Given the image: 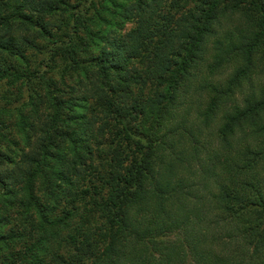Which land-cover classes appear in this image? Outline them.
Masks as SVG:
<instances>
[{
	"label": "trees",
	"instance_id": "obj_1",
	"mask_svg": "<svg viewBox=\"0 0 264 264\" xmlns=\"http://www.w3.org/2000/svg\"><path fill=\"white\" fill-rule=\"evenodd\" d=\"M89 1L0 0V116L31 108L22 127L36 136L22 169L0 148V188L24 172L29 190L51 148L75 158L73 208L50 222L33 197L44 221L28 219L24 237L66 230L54 264H264V0L177 18L164 0L139 2L123 36L89 29L102 10L84 12ZM81 103L85 144L69 128ZM84 188L100 214L76 223Z\"/></svg>",
	"mask_w": 264,
	"mask_h": 264
},
{
	"label": "rangeland",
	"instance_id": "obj_2",
	"mask_svg": "<svg viewBox=\"0 0 264 264\" xmlns=\"http://www.w3.org/2000/svg\"><path fill=\"white\" fill-rule=\"evenodd\" d=\"M101 1L102 10H100V19L96 23L88 24L89 29L93 31H101L103 35H117L123 36L124 33H128L135 26V14L126 13L133 5L137 3L142 4V9L147 10L149 2L151 0H90L87 4V10L84 12L91 14L94 11L92 3ZM214 0H164V14L169 16L170 14L176 13L175 18L180 16L182 13L195 12L199 14L202 11L209 9L211 3ZM222 5L225 3L230 4L229 1L216 0ZM240 2L239 0H234ZM244 0L240 2L245 6ZM202 8H205L202 9ZM134 14V15H132ZM102 43H100L96 50H99ZM39 57L33 55L29 56V61L32 64V68L35 70L38 65ZM21 63V62H20ZM25 66L24 63H21ZM226 73H224L225 75ZM94 84H99V79L95 77L93 79ZM256 86V82L249 83L248 87L244 92H240L236 97L239 99L237 102L240 103L242 95H248L249 89L252 84ZM5 83L0 84V90L4 88ZM262 85V83H261ZM3 86V87H2ZM260 91L261 87L257 86ZM10 90V89H9ZM13 92L12 90L9 93ZM91 103V101H89ZM81 107H78L74 116L78 117L77 121L73 124L69 123L70 129L74 131V137L79 142L82 141L84 144L87 142V137L90 131H87L86 120L89 103H81ZM241 105V104H239ZM39 111L47 112L45 107L37 106ZM34 111L31 108H24L20 112H12L8 116H0V128H1V143L0 148L3 152H7L10 148L14 153L13 160L5 162V167L10 171H15L18 168H23L25 161V152L27 153L34 141L35 137L29 139L28 129H23L22 122H32V116ZM38 121V118L36 119ZM78 122V123H77ZM31 132V131H30ZM10 153V156H12ZM48 164L52 170L46 172V176L38 177L27 190L25 173L21 172L18 174L19 182L14 185H8L7 188H0V264H54L52 262V247L54 243L58 244L62 240V237L66 230L61 227H53L56 232V237L50 234L45 235L44 233H36L33 238L24 237L28 234L23 231L27 224L28 219L36 224L44 221L40 216V210L31 200L33 197L37 198L40 202V207L43 212L46 213V218L50 222L57 221L64 216V211L72 209L71 203V182L74 179V171L72 165L74 164V156L70 144H62L60 147L51 148L48 153ZM78 179V178H77ZM79 182V180H78ZM83 190L88 191L89 197L83 199L81 197L75 203L77 214L74 222L79 223L84 219L98 217V213H93L99 203L94 195L92 188H84ZM45 218V219H46ZM99 220V219H97ZM101 220V219H100ZM34 223V222H33ZM70 233L75 231H70ZM22 234L23 238H19L17 235ZM47 238V241H42ZM52 241V245L50 244ZM61 252L64 250L60 249ZM55 253V260L58 259V252ZM61 254V253H60Z\"/></svg>",
	"mask_w": 264,
	"mask_h": 264
}]
</instances>
